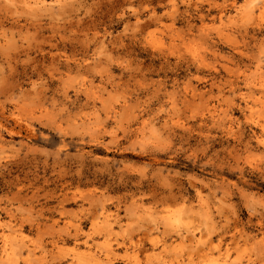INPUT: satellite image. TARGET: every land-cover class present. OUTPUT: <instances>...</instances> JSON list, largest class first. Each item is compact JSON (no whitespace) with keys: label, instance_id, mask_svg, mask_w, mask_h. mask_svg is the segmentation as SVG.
Listing matches in <instances>:
<instances>
[{"label":"rangeland","instance_id":"obj_1","mask_svg":"<svg viewBox=\"0 0 264 264\" xmlns=\"http://www.w3.org/2000/svg\"><path fill=\"white\" fill-rule=\"evenodd\" d=\"M45 1L0 0V264H264L263 0Z\"/></svg>","mask_w":264,"mask_h":264},{"label":"bare ground","instance_id":"obj_2","mask_svg":"<svg viewBox=\"0 0 264 264\" xmlns=\"http://www.w3.org/2000/svg\"><path fill=\"white\" fill-rule=\"evenodd\" d=\"M45 2H46L45 0H32V3H33L35 6H36V5H37V6H42V5L44 6V5H45ZM49 2H50V1H49ZM54 2H56V3L59 4V3L61 2V0H54ZM54 2H53V3H54ZM46 3H47V2H46ZM51 3H52V2H51ZM262 7L264 8V0L261 1V5H259L258 10H259L260 8H262ZM250 10H251V9H250ZM259 11H260V10H259ZM250 12H252V11H250ZM236 13H237V12H236ZM257 100H258L259 102L261 101V100L258 99V98L255 99V101H257ZM258 101H257V102H258ZM253 102H254V101H253ZM257 104L260 105V103H257ZM248 106H249V105H248ZM261 106H263V105H262V102H261L260 108H261ZM249 107H250V106H249ZM260 108H259V109H260ZM250 109H251V108H250ZM252 109H254V108H252ZM259 109H257V110L259 111ZM0 110H1V109H0ZM254 110H255V109H254ZM1 111H2V110H1ZM258 111H257V112H258ZM252 113L254 114L253 111H252ZM10 114H11V112H10ZM1 115L3 116V114H1ZM9 116H10V115H9ZM255 116L257 117L256 114H255ZM258 117H260V116H258ZM263 120H264V119H263ZM0 126H1V125H0ZM8 129H9V128H8ZM9 130H10V129H9ZM8 132H11V131H8ZM201 207H202V206H201ZM192 238H193V237H192ZM198 238H199V237H198ZM197 241H198V240H197ZM197 241H196V243H197ZM9 248H11V247H9ZM2 249H3V247H2ZM2 249H1V250H2ZM4 249H5V247H4ZM4 249L2 250V252L6 251V250H4ZM11 250H12V249H11ZM13 250H14V249H13ZM13 250H12V251H13ZM108 250H109V249H108ZM12 251H11V252H12ZM14 253H15V252L13 251V255H14ZM8 255H9V253H7V251H6L5 256H8ZM11 255H12V253H11ZM15 263H16V261H15ZM225 263H226V262H225ZM72 264H74V263H72ZM226 264H228V263H226ZM231 264H232V263H231Z\"/></svg>","mask_w":264,"mask_h":264}]
</instances>
